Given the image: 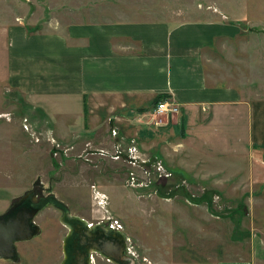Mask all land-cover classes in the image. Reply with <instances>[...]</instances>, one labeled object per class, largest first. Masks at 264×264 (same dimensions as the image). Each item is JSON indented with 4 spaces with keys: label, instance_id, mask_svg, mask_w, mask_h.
<instances>
[{
    "label": "rangeland",
    "instance_id": "374dc122",
    "mask_svg": "<svg viewBox=\"0 0 264 264\" xmlns=\"http://www.w3.org/2000/svg\"><path fill=\"white\" fill-rule=\"evenodd\" d=\"M133 20L237 26L207 57L209 78L264 97V0H0V214L37 186L72 214L121 228L137 264H264V160L254 150H221L219 160L178 166L177 158L151 160L131 139L133 131L125 132L137 125L112 130L107 114L98 129L97 111L85 129L76 119L79 106L62 103L72 115H55L1 83L6 25L23 21L47 30ZM105 129L113 148L99 145ZM187 167L191 175L182 171ZM61 214L47 205L35 218L41 232L17 243L19 260L0 264H62L67 227ZM93 263L114 264L101 255Z\"/></svg>",
    "mask_w": 264,
    "mask_h": 264
},
{
    "label": "crops",
    "instance_id": "0c3cea01",
    "mask_svg": "<svg viewBox=\"0 0 264 264\" xmlns=\"http://www.w3.org/2000/svg\"><path fill=\"white\" fill-rule=\"evenodd\" d=\"M35 26L23 21L4 26L1 83L50 113L72 115L61 104H75L85 129L97 111L98 129L107 114L112 130L140 126L125 132L133 131L131 139L151 160L177 158V166L219 160L221 150L231 155L254 150L264 160V97L215 84L207 71V57L219 40L240 31L237 26L204 20ZM159 95L177 101L180 112L161 125L141 122L138 116L153 108ZM97 139L100 146L115 147L106 129ZM182 171L191 175L188 167Z\"/></svg>",
    "mask_w": 264,
    "mask_h": 264
},
{
    "label": "water",
    "instance_id": "95a60500",
    "mask_svg": "<svg viewBox=\"0 0 264 264\" xmlns=\"http://www.w3.org/2000/svg\"><path fill=\"white\" fill-rule=\"evenodd\" d=\"M47 205H54L63 211L60 220L69 231L63 239L64 258L62 264H71L72 246L75 252L82 256L76 264H90L91 251H98L114 264H137V260L129 253L125 234L117 229H106L104 223L91 227L86 218L72 214L69 207L54 194L38 195L34 186L10 208L0 214V259L19 260L17 243L31 240L41 232V226L35 221L37 214ZM103 222V221H101ZM75 224L81 228V233L75 232ZM118 238H104V236ZM90 243L87 251L85 245Z\"/></svg>",
    "mask_w": 264,
    "mask_h": 264
},
{
    "label": "built area",
    "instance_id": "2783aa9c",
    "mask_svg": "<svg viewBox=\"0 0 264 264\" xmlns=\"http://www.w3.org/2000/svg\"><path fill=\"white\" fill-rule=\"evenodd\" d=\"M181 107L180 104L172 98H164L160 100L153 108L149 111H144L138 116L141 122H146L148 124L161 125L165 122V117L179 113ZM120 155V154H119ZM134 155L131 156V161L134 162Z\"/></svg>",
    "mask_w": 264,
    "mask_h": 264
},
{
    "label": "flooded vegetation",
    "instance_id": "af4514ba",
    "mask_svg": "<svg viewBox=\"0 0 264 264\" xmlns=\"http://www.w3.org/2000/svg\"><path fill=\"white\" fill-rule=\"evenodd\" d=\"M38 190V189H37ZM38 195H44V194H40L39 192H38ZM12 205V204H11ZM61 210V209H60ZM62 213H63V211H61ZM62 215V214H61ZM81 216V215H80ZM87 219V218H86ZM87 221L89 222V225L91 226V227H93V226H96V225H98V224H100V223H104V226L103 227H105L106 229H110V230H112V231H116L117 229H120L124 234H125V232L121 229V228H119V227H117V226H113V225H110V224H108L107 222H90L88 219H87ZM65 225V224H64ZM66 226V225H65ZM67 227V226H66ZM69 231V228L67 227V232ZM81 231H82V227L80 228L79 226H78V224H75V232H78V233H81ZM67 234V233H66ZM65 237V236H64ZM104 238H118L117 236H114V234H112L111 236H104ZM125 238H127V235L125 234ZM127 246H128V242H127ZM85 248H86V250H84V251H87L89 248H91V244L90 243H88V244H86L85 245ZM128 248H129V246H128ZM75 245L73 244V246H72V254H74L73 255V257H72V263L71 264H76V263H78V261L80 260V259H82V256L79 254V253H76L75 252ZM129 253H130V250H129ZM131 254V253H130ZM95 255H101V256H103L100 252H98V251H94V250H92L91 251V258H90V264H94L93 263V259L95 258ZM132 255V254H131ZM64 258V257H63Z\"/></svg>",
    "mask_w": 264,
    "mask_h": 264
},
{
    "label": "trees",
    "instance_id": "16d2710c",
    "mask_svg": "<svg viewBox=\"0 0 264 264\" xmlns=\"http://www.w3.org/2000/svg\"><path fill=\"white\" fill-rule=\"evenodd\" d=\"M35 28H37V26H35ZM164 98H168V96H166V95L157 96L156 99L153 102V105H156L160 100H162ZM144 109H146V108H143L142 110L144 111ZM87 111H88V107L85 106V112H87Z\"/></svg>",
    "mask_w": 264,
    "mask_h": 264
}]
</instances>
